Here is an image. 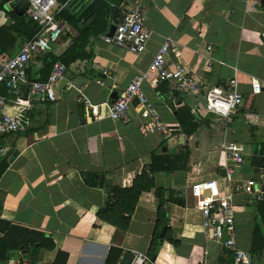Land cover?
<instances>
[{
    "label": "crops",
    "instance_id": "crops-1",
    "mask_svg": "<svg viewBox=\"0 0 264 264\" xmlns=\"http://www.w3.org/2000/svg\"><path fill=\"white\" fill-rule=\"evenodd\" d=\"M11 1L0 0V54L10 56L27 41L10 30L14 22L11 13L17 14L7 8ZM89 1L95 0H81L80 7ZM146 2L145 25L151 38L144 53L137 56L104 41L122 12L131 7L120 0L118 16L106 18L105 29L102 22L98 25L96 16L86 22L90 28L102 31L89 38L86 49L91 57L67 65V79L59 85L58 99L35 101L28 111L30 127L2 138V146L8 149L5 158L9 167L0 178V225L8 221L41 231L54 240L55 247L32 252L22 245L9 252L7 258L0 256V264H53L60 249L72 252L74 258L69 264H106L112 248L121 249L122 255L125 251L148 254L157 220L154 190L141 194L126 232L100 220L97 211L114 186L131 187L136 176L151 164L152 155L163 152H188L189 162L164 176L163 183L185 204H167L169 226L179 243L175 246L165 242L153 264H229L226 249L203 235L194 200L182 197V193L204 179H218L222 189H229L224 178V146L231 141L244 147V163L235 167L238 183L259 181L264 166V1ZM78 35L70 27L53 52L63 54ZM166 39H172L180 51L179 56H166L169 65L182 63L190 67L200 82L222 92L235 78L236 89L244 95L231 122L215 115L198 120L199 128L188 135L182 150L177 140L173 143L160 134H142V118L135 109L126 120L110 117L112 103L136 75L148 69ZM44 66L43 58H35L29 77L44 79L48 76ZM252 78L262 83V93L252 92ZM21 91L27 94L23 85ZM2 92L8 99L7 112L24 109L12 101L14 97L8 90ZM81 92L90 105L78 102ZM145 92L170 124H179L175 109L204 101L203 95L172 92L168 83L155 88L145 83ZM234 193L237 241L252 253L257 248L253 245L255 226L261 223L264 230V211L258 210L254 194L242 189ZM261 248L264 252L262 243ZM253 264H264V254L253 255Z\"/></svg>",
    "mask_w": 264,
    "mask_h": 264
},
{
    "label": "built area",
    "instance_id": "built-area-1",
    "mask_svg": "<svg viewBox=\"0 0 264 264\" xmlns=\"http://www.w3.org/2000/svg\"><path fill=\"white\" fill-rule=\"evenodd\" d=\"M30 5L26 14L37 22L39 30L30 40L23 43L15 55L0 54V154H8V149L2 146V138L8 134L27 130L31 125L28 111L37 100L47 99L55 102L58 99L59 85L66 81L68 67L58 60L53 64L45 81L31 79L28 70L35 58H43L68 34L70 26L58 18V13L68 7L74 0H68L59 5L57 0H28ZM131 7L124 10L115 22L112 35H105L104 41L124 48L134 55H141L147 49L151 33L145 25L147 0H124ZM211 51V47H208ZM179 56L180 51L172 39H166L159 52L154 56L148 69L136 75L126 89L110 106V117L113 120H126L132 109L139 112L142 118L140 131L150 136L160 134L165 140H177L179 150H182L189 137L180 132L179 124L167 123L163 120L159 108L145 92V83L157 87L160 83H168L172 92L198 96L203 95L204 101H196L191 106V112L200 120L208 115H215L231 122L233 115L244 102V95L236 89L237 80H230L228 90L222 92L215 87H208L199 81L190 67L182 64L169 65L166 56ZM213 59V58H212ZM21 85L27 89L24 96ZM3 90H8L14 97V103L21 104L24 109L15 113L6 111L7 97ZM263 85L252 78V92L262 93ZM78 102L90 105L91 102L84 92L80 93ZM226 163L224 178L229 186L222 189L218 179H204L192 183L182 197L194 200L201 217V230L207 241L221 245L232 252L234 264H253V255L243 249L236 234V214L234 191L244 190L254 194L257 201H264V166L259 171V181L249 180L238 183L235 178V167L244 163V147L231 141L225 146ZM231 163H227V162ZM260 183V184H259ZM0 230V238L3 237ZM132 264H153L148 254L134 251Z\"/></svg>",
    "mask_w": 264,
    "mask_h": 264
},
{
    "label": "trees",
    "instance_id": "trees-1",
    "mask_svg": "<svg viewBox=\"0 0 264 264\" xmlns=\"http://www.w3.org/2000/svg\"><path fill=\"white\" fill-rule=\"evenodd\" d=\"M60 5L64 4L65 0H57ZM81 0H74L68 7L63 8L58 13V18L67 22V24L76 29L79 32L78 37L74 39L73 44L61 55L57 56L54 52H50L43 57L44 70L48 76L53 67V64L60 60L66 65L91 57L86 47L88 45L89 38L95 36L102 30L100 28H90L86 22L91 20L94 16L98 18V25L102 22L104 29L106 28V18L118 16L117 7L120 0H95L93 2H87L85 5L80 3ZM14 22L10 26V30L21 38L30 40L39 30L37 22L28 17L27 14L18 16L14 12L11 13ZM40 58V57H39ZM45 75L43 80H47ZM174 114L179 121L180 132H184L187 135H192L197 131L200 126L198 119L191 112V106L188 104L181 105L178 109H175ZM189 162V153H181L178 155H171L167 152L160 154H153L151 164L144 169L134 179L133 185L128 188L121 186H114L109 194L106 203L97 211V216L100 220L112 224L117 229L126 232L129 230L132 216L137 207L139 198L143 192L155 191L158 205H157V220L156 228L152 236L150 243L148 256L154 263L157 260L160 249L165 242L173 245H178L179 241L175 236V232L169 226V216L167 210V204L170 202H176L179 204H185L184 199H179L175 196V192L167 187L163 183L164 176L172 172L186 167ZM262 163V161H261ZM260 163V164H261ZM264 162L262 163V165ZM9 167L7 158H0V178L3 173ZM169 192V197L167 196ZM258 210L260 213L264 211V201L258 202ZM1 222V221H0ZM3 225H0V230L4 233L0 238V256L7 258L8 253L13 250L21 249L24 245L26 250L32 252L39 251L41 249H53L55 242L52 238L46 237L41 231L28 229L26 227L14 225L8 221H2ZM260 243L264 248V230L262 224L258 223L255 226L253 235V245L256 249H253L252 255L264 254L263 249H259ZM227 251V257L229 258V264H233V254ZM72 252L66 249H60L53 264H69ZM122 250L118 248H112L106 260V264H117Z\"/></svg>",
    "mask_w": 264,
    "mask_h": 264
},
{
    "label": "water",
    "instance_id": "water-1",
    "mask_svg": "<svg viewBox=\"0 0 264 264\" xmlns=\"http://www.w3.org/2000/svg\"><path fill=\"white\" fill-rule=\"evenodd\" d=\"M29 5L30 3L28 0H21V1L13 0L8 4L7 8L9 9L13 8L18 15L22 16L27 12ZM114 31H115V25L111 28L110 35H112ZM133 260H134L133 253L131 251H125L122 257L120 258L118 264H132Z\"/></svg>",
    "mask_w": 264,
    "mask_h": 264
},
{
    "label": "rangeland",
    "instance_id": "rangeland-1",
    "mask_svg": "<svg viewBox=\"0 0 264 264\" xmlns=\"http://www.w3.org/2000/svg\"><path fill=\"white\" fill-rule=\"evenodd\" d=\"M14 134V133H13ZM168 141V140H167ZM174 143V142H173ZM7 153V152H6ZM6 153H4V154H0V158L1 157H6ZM191 201V199H189V202ZM192 202V201H191Z\"/></svg>",
    "mask_w": 264,
    "mask_h": 264
}]
</instances>
